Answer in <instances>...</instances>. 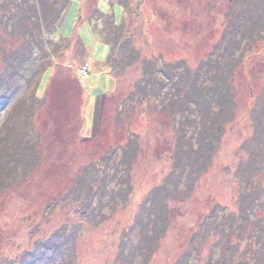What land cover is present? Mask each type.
I'll return each instance as SVG.
<instances>
[{"label":"rangeland","instance_id":"374dc122","mask_svg":"<svg viewBox=\"0 0 264 264\" xmlns=\"http://www.w3.org/2000/svg\"><path fill=\"white\" fill-rule=\"evenodd\" d=\"M48 1L0 0V149L26 107L36 146L0 264H264V0H128L124 43L119 0L64 4L53 37Z\"/></svg>","mask_w":264,"mask_h":264},{"label":"trees","instance_id":"16d2710c","mask_svg":"<svg viewBox=\"0 0 264 264\" xmlns=\"http://www.w3.org/2000/svg\"><path fill=\"white\" fill-rule=\"evenodd\" d=\"M45 0H42V2ZM49 1H53V3L51 4L52 6H50L51 9L54 10L52 16H48V19H46V24L45 26H47V29L50 32L51 37H53L56 33H57V20L58 17L61 14V9L64 8V4H70L72 2H78L81 4H84L85 2H88L86 0H49ZM48 1V2H49ZM106 0H95V4H94V8H95V15L97 16V18L95 20H98V17L100 18L101 16H103V14L101 13V3L104 2ZM119 6L123 8V18H122V23L120 26L117 25L116 23V17H115V13L113 12L112 14V19L114 22V31L118 32V35L116 34V37L119 41H122L123 43L129 39L130 40V35L133 34V32L135 33V30L132 32L131 28L133 27V19H131V7L129 8L128 6L130 5V3L128 2V0H122L123 2H121V0H119ZM17 4V3H16ZM14 4V5H16ZM111 6H113V3L110 4ZM1 7V5H0ZM2 8V7H1ZM61 8V9H60ZM58 10V12H57ZM99 21V20H98ZM31 23L33 22V20L30 21ZM126 35L129 36V38H126ZM79 36V34H78ZM65 40H67V42L70 44V40L68 38H64ZM110 39H114L112 37H110ZM130 43V42H129ZM143 61H139L136 64L140 65ZM152 68L155 70L154 66H152ZM178 67L175 66H167V68L165 70H162L161 72L164 74L165 76V84L167 85L168 83L172 82L174 84L180 82L182 80V78L185 75V72H181L180 74H178L176 72ZM17 69V68H15ZM154 70H152L155 74H157ZM149 72V71H148ZM175 80V81H174ZM180 80V81H179ZM209 87H207L204 92L200 91L198 93H195L196 97H199L200 99L203 98V96L206 95L205 92H207ZM225 92L222 96H225ZM176 95H178L176 93ZM198 95V96H197ZM37 97V96H36ZM221 99L227 100L226 98H219L217 99L215 97V95L212 96V100L210 101L211 105L208 104V107L206 106V111L209 114L210 112L213 113V105L216 104L217 106L221 107L224 105H222V101ZM43 100L42 97H37L34 98V102L36 101H40ZM173 101H175V99H173ZM192 104H194V106H197L198 102L197 99L193 98V101L190 102ZM208 103V102H207ZM30 106V104H29ZM209 106H211V108H209ZM30 109L34 110V107H31ZM29 108H25V110L22 111L23 113V120L20 123V127H18L17 129H13L10 128V132H6L5 136L3 137V141H1L2 147L0 149V187L2 185H4V183H2L1 181H3L4 179H10V175L12 173H10L9 170H7L8 168H10V170L12 171L13 169L16 168H21V169H26L28 168L33 162L32 158L34 157V155L36 154V146H35V139L34 136L32 134V129L31 127L32 124H27L25 123V119H26V114H30L33 115V113H29L28 112ZM35 111V110H34ZM20 120V119H19ZM127 156H129L128 152H125V158L127 159ZM4 162V163H3ZM6 172V174H5ZM8 187V184H5L4 187L2 188V190L0 189V193L2 191H4L6 188ZM158 202L155 201V203ZM153 209H155L154 205H152ZM147 236V234H146ZM148 237V236H147ZM146 237V238H147ZM144 238L145 241H147V239L149 238ZM144 244L141 246L142 250H144L145 248V242H143ZM32 257V256H31Z\"/></svg>","mask_w":264,"mask_h":264},{"label":"built area","instance_id":"2783aa9c","mask_svg":"<svg viewBox=\"0 0 264 264\" xmlns=\"http://www.w3.org/2000/svg\"><path fill=\"white\" fill-rule=\"evenodd\" d=\"M83 76H86L87 75V71H83Z\"/></svg>","mask_w":264,"mask_h":264},{"label":"water","instance_id":"95a60500","mask_svg":"<svg viewBox=\"0 0 264 264\" xmlns=\"http://www.w3.org/2000/svg\"><path fill=\"white\" fill-rule=\"evenodd\" d=\"M238 264H245L244 262H240V263H238Z\"/></svg>","mask_w":264,"mask_h":264}]
</instances>
